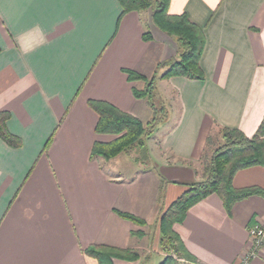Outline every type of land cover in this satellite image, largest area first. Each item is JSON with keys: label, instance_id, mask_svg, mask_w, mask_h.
Wrapping results in <instances>:
<instances>
[{"label": "crops", "instance_id": "obj_1", "mask_svg": "<svg viewBox=\"0 0 264 264\" xmlns=\"http://www.w3.org/2000/svg\"><path fill=\"white\" fill-rule=\"evenodd\" d=\"M169 11L202 27L205 78H161L179 105L176 121L152 144L162 174L148 141L142 168L129 151L92 155L95 140L115 136L94 131L97 114L87 104L103 99L142 122L152 117L132 92L145 80H129L123 70L149 78L176 55L174 39L149 12L130 11L117 22L118 0H0V111L9 112L7 127L22 141L11 147L0 138V264H97L84 253L91 244L140 255L141 263L114 264H147L151 252L162 259L160 211L201 178L197 166L214 123L255 132L264 115V0H170ZM232 183L264 188V165L238 170ZM257 221L264 222V197L238 200L227 213L211 194L173 228L197 264H238ZM250 264H264V244Z\"/></svg>", "mask_w": 264, "mask_h": 264}, {"label": "trees", "instance_id": "obj_2", "mask_svg": "<svg viewBox=\"0 0 264 264\" xmlns=\"http://www.w3.org/2000/svg\"><path fill=\"white\" fill-rule=\"evenodd\" d=\"M118 2L121 6V14L117 22L127 12L148 11L152 23L174 39L177 52L174 57L157 65L158 68L164 67L160 74L155 72L149 78L132 69H123L129 80H145L143 89L132 88V92L134 96L146 99L151 107L153 115L147 122H142L107 100L95 98L87 100L89 107L97 114L94 131L98 134L115 136L109 141L95 140L91 153L110 159L120 153L135 150L137 153L133 160L145 165L149 160L146 141L163 118L160 113L162 107L155 105V101L159 98L157 77L167 79L172 76H182L190 79H204L205 73L200 65V58L206 38L202 27L191 21L185 12L171 13L169 11L170 0H118ZM142 38L151 39L148 29L143 31ZM9 115L7 110L0 111V138L11 147H19L22 144L21 138L11 133L7 127ZM214 132L217 136L219 135L220 143L212 147L209 156L206 157V148L215 141L212 139ZM51 139L50 136L44 148L48 146ZM199 162L202 163L201 178L188 184L176 199L160 211L159 243L166 253L157 264L198 263L197 258L187 249L173 225L182 222L188 209L200 200L216 194L220 197L225 211L230 213L232 205L238 200L251 195L264 197V188L260 186L238 188L232 183L238 170L264 165V115L251 136L237 127L214 123L206 137ZM115 211L125 219L142 225L145 223L142 218L132 213L118 209ZM84 253L93 257L97 264H114V259L135 261L139 258V253L132 248H119L108 244H91L84 249Z\"/></svg>", "mask_w": 264, "mask_h": 264}, {"label": "rangeland", "instance_id": "obj_3", "mask_svg": "<svg viewBox=\"0 0 264 264\" xmlns=\"http://www.w3.org/2000/svg\"><path fill=\"white\" fill-rule=\"evenodd\" d=\"M157 89H158V93H159V98L155 101V105L162 107V110L160 111V113L162 114L163 118L161 120V122H159L157 124V126L154 128V131L151 133V135L149 136V138L147 139L148 143H149V147H150V154H152L153 156V162L156 166V169L162 173V169L160 167V165L158 164V157H157V150L155 151V149L153 148V143L156 142L158 144L157 141L161 140V136L163 134L164 131H166L170 125H172L178 115H179V105L176 99V93L174 91L173 88H171L167 81H162L161 78L157 77ZM153 115V113H152ZM143 122H147L143 121ZM219 136V135H218ZM217 136V133L214 132L212 139L215 140L213 141L210 146H208L206 148V157L209 156L211 148L217 146V144L220 143V139ZM131 157L135 156V154L137 153L135 150H129ZM147 165V164H145ZM145 165H143L142 163H138V166L140 168L144 167ZM202 168V163L199 162L198 166H197V170H199V172L201 171ZM163 174V173H162ZM162 245L160 244V247ZM162 249V247H161ZM164 253L165 250L162 249ZM140 258V255H139ZM139 258L137 260H139ZM135 260V261H137ZM161 260V256L158 255L156 252H151L149 261L147 264H157L159 261ZM132 261V260H131ZM140 261V260H139ZM141 263V261H140ZM138 263V264H140Z\"/></svg>", "mask_w": 264, "mask_h": 264}, {"label": "built area", "instance_id": "obj_4", "mask_svg": "<svg viewBox=\"0 0 264 264\" xmlns=\"http://www.w3.org/2000/svg\"><path fill=\"white\" fill-rule=\"evenodd\" d=\"M251 245L241 253L238 264H250L259 255V249L264 244V222H254L248 227Z\"/></svg>", "mask_w": 264, "mask_h": 264}]
</instances>
